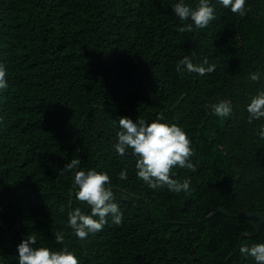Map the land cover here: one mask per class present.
<instances>
[{
  "label": "trees",
  "instance_id": "1",
  "mask_svg": "<svg viewBox=\"0 0 264 264\" xmlns=\"http://www.w3.org/2000/svg\"><path fill=\"white\" fill-rule=\"evenodd\" d=\"M174 0H0V264H16L26 234L67 244L81 264H254L238 242L264 240V222L217 211L264 214V118L245 105L264 89V0H246L243 16L218 0L201 29L181 31ZM207 58L210 73L178 72L177 62ZM256 72L257 80L250 74ZM232 104L229 116L210 105ZM178 123L192 141L195 169L174 166L187 190L152 189L134 158L112 148L118 115ZM77 167L106 170L121 223L77 239L66 224ZM126 169L127 176L118 173ZM63 209V211H61ZM247 231V234H242ZM54 232L64 240L56 242ZM239 246V247H240Z\"/></svg>",
  "mask_w": 264,
  "mask_h": 264
},
{
  "label": "clouds",
  "instance_id": "2",
  "mask_svg": "<svg viewBox=\"0 0 264 264\" xmlns=\"http://www.w3.org/2000/svg\"><path fill=\"white\" fill-rule=\"evenodd\" d=\"M219 4L233 13L243 16L246 11V0H218ZM216 0H174L169 5L172 15L180 21L190 23L179 25L181 31L201 29L206 27L215 17ZM215 65L204 58L199 63H193L189 55H184L176 64L178 72L187 71L197 74L210 73ZM7 69L0 61V89L8 87ZM252 80L259 78L258 73L250 74ZM249 121L264 118V89H258L251 95L245 105ZM210 110L217 116H229L232 104L221 99L210 105ZM117 125L112 148L117 155L126 153L134 158L136 177L147 187L156 189L167 186L174 191L187 190L190 178L177 181L170 175V170L176 166L195 169L193 163V147L187 132L176 122L170 121L162 113H156L154 119H145L137 115H118L113 118ZM259 135L264 137V126L259 129ZM80 160L70 158L61 168L75 170L71 179L74 198L84 202L87 211L80 205L70 207L66 212V224L77 239H84L90 234L99 232L107 223L119 225L123 213L119 202L114 196V190L109 173L104 169L77 167ZM120 179L127 176L126 169L118 173ZM63 211V209H61ZM56 242H62L64 235L54 232ZM239 252L245 257H251L254 264H264V240L252 244H242ZM16 264H81L80 256L67 244L58 249L46 244H39L34 235L26 234L16 244Z\"/></svg>",
  "mask_w": 264,
  "mask_h": 264
},
{
  "label": "water",
  "instance_id": "3",
  "mask_svg": "<svg viewBox=\"0 0 264 264\" xmlns=\"http://www.w3.org/2000/svg\"><path fill=\"white\" fill-rule=\"evenodd\" d=\"M217 211H220V212H223L224 214L226 215H229V216H234V217H245L246 219H249L250 216H256L258 217L261 221L264 222V214H262L261 212H258V211H246V212H242V211H237V212H231L229 211L228 209H226L224 206H219L216 210H213L211 212H209L205 218H208L210 216H212L213 214H215ZM248 232L247 231H243L242 234H247ZM241 238H242V235L239 237V242H238V247L237 249L239 248L240 246V242H241ZM232 255V253H229L225 259L223 260V262L221 264H225L226 261L228 260V258Z\"/></svg>",
  "mask_w": 264,
  "mask_h": 264
}]
</instances>
